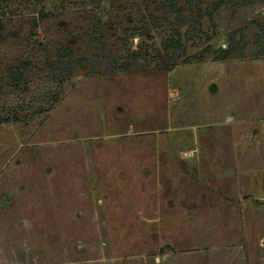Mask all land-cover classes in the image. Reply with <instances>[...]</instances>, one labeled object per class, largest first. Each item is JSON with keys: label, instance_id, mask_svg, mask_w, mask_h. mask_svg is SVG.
<instances>
[{"label": "rangeland", "instance_id": "1", "mask_svg": "<svg viewBox=\"0 0 264 264\" xmlns=\"http://www.w3.org/2000/svg\"><path fill=\"white\" fill-rule=\"evenodd\" d=\"M56 9L86 13L114 58L10 96L25 117L0 124V264H264V6L229 0L175 48L149 0H0V17ZM30 49L0 41L4 59Z\"/></svg>", "mask_w": 264, "mask_h": 264}, {"label": "trees", "instance_id": "2", "mask_svg": "<svg viewBox=\"0 0 264 264\" xmlns=\"http://www.w3.org/2000/svg\"><path fill=\"white\" fill-rule=\"evenodd\" d=\"M150 2L159 3L161 5V14L151 17L153 26L171 27V35L167 38L166 43L171 47L170 43L175 48L182 47L181 33L182 27L193 28V31L200 25L201 19L204 16L211 17V13L218 6L228 2L229 0H214L212 3H207L206 0H149ZM235 4H261L264 6V0H233ZM81 11L70 10H52L41 12L39 14L27 15L22 19L0 17V41L6 42L9 39L19 40L27 46L28 49L37 44V49L33 53H27L25 57L4 59L0 56V124L7 121H17L24 118L21 112L24 107L22 103L9 100L12 94H17L22 90V87L28 85L30 74L32 72L38 74L39 77H53L56 84H59L64 77L72 74L73 68L87 60L91 64H102L104 60L110 63L109 55L103 53V44H99V36H91L88 24L86 23V13ZM18 18V17H17ZM20 20V22H14ZM61 21H66L65 25H61ZM47 30L53 39H50L46 44L37 42L34 35L38 28ZM68 38H75L87 42L88 48L85 54L80 59L73 58V50L67 43ZM170 42V43H169ZM164 42V47H166ZM228 47L222 58H225L228 53ZM31 50V49H30ZM183 53V52H182ZM114 58V57H113ZM201 60V57H199ZM113 62L115 59H111ZM41 94V92H38ZM58 93L56 90L48 89L40 95L38 102L50 104L56 101ZM7 99L8 101H4ZM32 102L36 103L33 99ZM40 104V103H39ZM44 104V103H42ZM34 108V105L27 106L30 109L31 115L41 112L43 106ZM20 112V113H19Z\"/></svg>", "mask_w": 264, "mask_h": 264}]
</instances>
